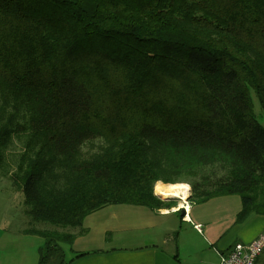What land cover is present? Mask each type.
<instances>
[{"label":"trees","instance_id":"1","mask_svg":"<svg viewBox=\"0 0 264 264\" xmlns=\"http://www.w3.org/2000/svg\"><path fill=\"white\" fill-rule=\"evenodd\" d=\"M250 91L264 119V0H0V165L18 140L7 177L31 223L82 235L108 205L169 209L157 182L264 215ZM25 232L37 264L87 254L64 259L75 232Z\"/></svg>","mask_w":264,"mask_h":264},{"label":"crops","instance_id":"2","mask_svg":"<svg viewBox=\"0 0 264 264\" xmlns=\"http://www.w3.org/2000/svg\"><path fill=\"white\" fill-rule=\"evenodd\" d=\"M104 208L84 218L82 225L86 232L82 235L75 232L71 255L66 259L77 253L87 254L73 258L68 264H218L220 254L230 251L236 242L250 241L264 229V215L250 213L243 222L236 223L241 209L237 195L218 196L189 205L175 227H167L169 232L176 233L174 238L163 239L162 244L171 245L167 251L158 245L131 246L125 236H113L117 227H102L97 219V213ZM155 212L164 214L160 209ZM6 216L7 211L0 210V222ZM0 229V264H37L41 237L26 233L25 227L14 235L2 223ZM92 230L105 233V237L97 240H102L95 245L97 248L89 246ZM238 235L243 241L237 239Z\"/></svg>","mask_w":264,"mask_h":264},{"label":"rangeland","instance_id":"3","mask_svg":"<svg viewBox=\"0 0 264 264\" xmlns=\"http://www.w3.org/2000/svg\"><path fill=\"white\" fill-rule=\"evenodd\" d=\"M250 96L256 117L260 124L264 127V119L260 113L257 99L252 91H250ZM22 150V144L18 140H14V142L9 145L3 153L5 164L2 163L0 165V210L7 211V216L6 218L1 219L0 224L2 223L3 228H6L11 235H14L13 233H18V230H22L24 227L28 229L50 228L65 232H76L79 228L67 227L66 229H60L57 227L43 225V223H31L30 219L24 213L25 205L23 204V193L13 186L7 177L8 173L14 171L17 159L22 153ZM187 186L188 194L185 199H180L179 197H167L165 199L157 195L153 188V192L161 200L174 204V206L169 209H160L164 214H158L155 211L151 212L148 208L143 206L118 204L105 206L103 210L97 213V219H99L102 227H117L113 230V236H125L128 243L133 244L131 246L158 245L163 249L170 251L171 245H164L162 242L166 236H173L174 238L176 234L175 232H169L167 227L174 228L175 223H178V218L181 217V213L175 212L180 211L177 207H182L184 211L187 212L188 206L191 205V202L188 201L190 187L188 184ZM236 223L239 224L241 222L236 220ZM101 224L98 226H101ZM83 226L84 225H82V227ZM28 234L35 235L32 233ZM89 236H91L89 238V246H91V248H97L95 245L101 244L102 242V240H97L105 237V233L100 234L97 231L93 232L92 230ZM237 239L243 241L239 235L237 236ZM262 253L264 254V250ZM70 255L71 251H64V259L68 258Z\"/></svg>","mask_w":264,"mask_h":264},{"label":"built area","instance_id":"4","mask_svg":"<svg viewBox=\"0 0 264 264\" xmlns=\"http://www.w3.org/2000/svg\"><path fill=\"white\" fill-rule=\"evenodd\" d=\"M263 250L264 229L250 241L236 242L230 251L220 254L218 264H256Z\"/></svg>","mask_w":264,"mask_h":264},{"label":"bare ground","instance_id":"5","mask_svg":"<svg viewBox=\"0 0 264 264\" xmlns=\"http://www.w3.org/2000/svg\"><path fill=\"white\" fill-rule=\"evenodd\" d=\"M154 191L163 198L179 197L180 199H185L188 194V186L185 183L163 184L157 182L154 186Z\"/></svg>","mask_w":264,"mask_h":264},{"label":"water","instance_id":"6","mask_svg":"<svg viewBox=\"0 0 264 264\" xmlns=\"http://www.w3.org/2000/svg\"><path fill=\"white\" fill-rule=\"evenodd\" d=\"M154 194H155V193H154ZM155 195H156V194H155ZM156 196H157V195H156ZM157 197H158V196H157ZM166 198H167V197H166ZM166 198H165V199H166ZM177 208H178V210H181L180 213H181V215H182L183 212H184V209H183L182 207H181V208H180V207H177Z\"/></svg>","mask_w":264,"mask_h":264},{"label":"clouds","instance_id":"7","mask_svg":"<svg viewBox=\"0 0 264 264\" xmlns=\"http://www.w3.org/2000/svg\"><path fill=\"white\" fill-rule=\"evenodd\" d=\"M185 212V211H184Z\"/></svg>","mask_w":264,"mask_h":264}]
</instances>
